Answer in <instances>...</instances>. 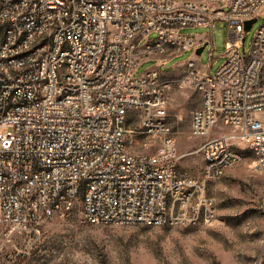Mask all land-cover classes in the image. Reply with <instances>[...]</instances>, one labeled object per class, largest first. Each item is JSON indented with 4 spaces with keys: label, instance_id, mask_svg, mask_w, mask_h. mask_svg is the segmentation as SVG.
I'll use <instances>...</instances> for the list:
<instances>
[{
    "label": "built area",
    "instance_id": "1",
    "mask_svg": "<svg viewBox=\"0 0 264 264\" xmlns=\"http://www.w3.org/2000/svg\"><path fill=\"white\" fill-rule=\"evenodd\" d=\"M259 16L246 53L245 21ZM218 19L226 22L227 59L214 73L191 60L177 78L135 74L145 60L195 45L183 27ZM186 84L201 95L190 111L193 136L208 135L220 120L238 131L200 145V175L180 169L174 129L161 113L168 91ZM129 112L140 117L136 131L158 142L154 151L128 148ZM239 144L264 171V0H0L7 241L39 234L77 201L87 222L102 225L210 223L216 211L207 181L241 159Z\"/></svg>",
    "mask_w": 264,
    "mask_h": 264
},
{
    "label": "rangeland",
    "instance_id": "2",
    "mask_svg": "<svg viewBox=\"0 0 264 264\" xmlns=\"http://www.w3.org/2000/svg\"><path fill=\"white\" fill-rule=\"evenodd\" d=\"M261 21L259 16L245 31L246 53ZM202 27L186 26L181 32L199 33ZM207 31L211 41L201 51L198 63L212 74L227 59L226 22L218 19ZM155 37V32L149 33V38ZM154 64L155 59L143 61L135 74ZM171 69L172 64L159 68L163 73ZM199 98L193 86H175L168 91L161 110L176 135L179 167L191 175H200L203 170L205 161L199 147L207 138L238 132L220 120L208 135L193 136L190 111ZM127 118L132 130L126 137L128 148L154 151L158 142L136 131L139 115L130 116L129 112ZM237 148L241 159L219 177L207 181L206 189L215 198L216 211L210 223L102 225L87 222L77 201L69 215L48 218L39 234L26 238L14 234L7 241L0 231V256L5 264H264V171L254 166L253 154L246 145L239 144Z\"/></svg>",
    "mask_w": 264,
    "mask_h": 264
},
{
    "label": "crops",
    "instance_id": "3",
    "mask_svg": "<svg viewBox=\"0 0 264 264\" xmlns=\"http://www.w3.org/2000/svg\"><path fill=\"white\" fill-rule=\"evenodd\" d=\"M203 28V27H202ZM208 27H204L203 31H200L199 33H189V35L194 36L196 39V44L190 47L184 48L181 52L176 53L172 56L168 55H160L158 57H153L151 59H155V64L151 68L146 69L145 71H157L158 77L160 79H172L182 76L186 69L187 64L189 61H193L194 67L197 70H201L205 68V66H201L198 63L200 53L198 52V49L203 46L204 47L211 41L210 35L208 33ZM179 56H183L179 60H176ZM173 65V69L163 73L159 70L162 66L167 65ZM195 107L199 106L201 104V95L199 99H196L195 101Z\"/></svg>",
    "mask_w": 264,
    "mask_h": 264
},
{
    "label": "water",
    "instance_id": "4",
    "mask_svg": "<svg viewBox=\"0 0 264 264\" xmlns=\"http://www.w3.org/2000/svg\"><path fill=\"white\" fill-rule=\"evenodd\" d=\"M255 21H256V17L251 18L249 20H246L245 21V29L246 30L250 29L252 23L255 22ZM202 50H203V46L198 49V52L201 53Z\"/></svg>",
    "mask_w": 264,
    "mask_h": 264
}]
</instances>
